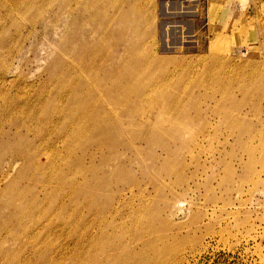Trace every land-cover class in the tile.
<instances>
[{
	"label": "rangeland",
	"instance_id": "1",
	"mask_svg": "<svg viewBox=\"0 0 264 264\" xmlns=\"http://www.w3.org/2000/svg\"><path fill=\"white\" fill-rule=\"evenodd\" d=\"M111 2L0 0V264H94L124 243L154 258L129 264H264V0H125L134 28ZM87 56L100 66L76 73ZM118 72L134 81L102 114L114 131L67 113L102 96L80 75Z\"/></svg>",
	"mask_w": 264,
	"mask_h": 264
},
{
	"label": "bare ground",
	"instance_id": "2",
	"mask_svg": "<svg viewBox=\"0 0 264 264\" xmlns=\"http://www.w3.org/2000/svg\"><path fill=\"white\" fill-rule=\"evenodd\" d=\"M94 0H88V2L91 4ZM112 4L109 6L110 8H112V15H111V23L112 25H115V26H118V27H122V28H134L136 27L137 25V21L135 20H130L128 21V19L126 18L127 17V14L131 13L134 11V7L130 6L129 8L125 9V6H123V4L125 3V0H121V3L119 5H117L116 3L114 2H111ZM140 4V2H139ZM77 5H78V2H77ZM140 6V5H139ZM69 7V6H68ZM66 10H68V8H66ZM84 11V10H83ZM88 11H90V8L88 9ZM103 11V10H102ZM78 12V10L76 11ZM84 13L86 14V12L84 11ZM86 19H88L89 23H92L94 22V19H95V16L93 14H88V17H86ZM148 19V18H147ZM112 29V28H111ZM140 29V28H139ZM130 30V29H129ZM132 30V29H131ZM135 30V29H134ZM141 30V29H140ZM145 31V30H144ZM114 32V31H113ZM123 32V31H122ZM131 32V31H130ZM142 32V30H141ZM146 32V31H145ZM135 33V32H133ZM124 34V33H123ZM146 34V33H144ZM110 35V33H109ZM122 36V34H121ZM139 36V35H138ZM142 36V35H140ZM123 37V36H122ZM119 38V37H118ZM126 38V37H125ZM129 39V37H128ZM121 40V39H120ZM137 40V39H136ZM115 45H118V42L115 43ZM143 46V45H142ZM110 48V47H109ZM108 48V49H109ZM240 49V48H239ZM110 50V49H109ZM108 52V51H107ZM240 52V55H245V51H241L239 50ZM106 53V52H105ZM113 55V54H112ZM96 56V55H95ZM143 56V55H142ZM141 56V57H142ZM99 59H100V56H98ZM125 56H123L124 58ZM128 57V56H127ZM134 57V56H132ZM137 57V56H136ZM86 58V57H85ZM81 59L79 60V64L77 65L76 63L73 64L72 66V69H76V73H80V74H85L87 76V73H91L93 72L94 73V69L93 67L96 66L95 68H97L98 66H100V64L97 66L96 62L98 60H96L95 62V58H88L87 56V59ZM151 58V57H150ZM111 60V59H110ZM132 61V60H131ZM101 63V62H100ZM125 64V63H124ZM122 64V65H124ZM126 65V64H125ZM127 66V65H126ZM81 67H84L83 69ZM122 67V66H121ZM140 67V66H139ZM128 68V67H127ZM130 69V68H129ZM183 69V68H182ZM153 70V69H152ZM65 71V69H64ZM181 71V70H180ZM131 72H134L133 70H131ZM119 75L118 76H110V73L108 75H105L106 77H103L102 79H96L94 78V76H91L92 78L90 79V77H86V76H82V77H78L77 79L79 81L82 82V85L83 86H96V87H100L103 90V93L106 92V94L103 96V93L101 92V90H97V92H101L102 93V96L101 95H98L94 100H90L92 101L91 103H86V101H82V100H77V106L74 108V109H69L67 108V113L69 115H74V118H78L79 119V122L80 120L82 119V122H87L86 124H89L91 127H92V131L95 130L96 131H99V132H107L109 131L110 129L112 131H114V128L112 127V124H113V120L115 119H107L105 118L104 120H102L101 118H103L102 114L104 116H107L109 115L110 113L113 114V115H117V110L115 108H117V105H118V101L121 100V98H123L124 94H122V92L124 93V91L126 92L125 94L128 95V93H130V91H127V89H129L132 85H133V81H134V75L132 74H127V73H121V72H118ZM135 74V73H134ZM148 74V73H147ZM137 75V74H136ZM178 75V74H177ZM191 76V75H190ZM163 79V78H162ZM182 79V78H181ZM184 79V78H183ZM182 79V80H183ZM76 80V78L74 79ZM252 80V79H251ZM77 81V80H76ZM144 81V80H143ZM170 81V80H169ZM176 81V80H175ZM207 81V80H206ZM209 81V80H208ZM208 83V82H207ZM185 84V83H184ZM202 84H205V83H202ZM165 85V84H164ZM103 86V87H102ZM105 86V87H104ZM107 86V87H106ZM123 86H125L123 88ZM127 88V89H126ZM183 88V87H182ZM85 89V87H84ZM87 89V87H86ZM92 89V88H91ZM161 89V88H160ZM95 90V88H94ZM130 90V89H129ZM120 91V92H119ZM114 92H116V94L114 95ZM95 94V93H94ZM104 97V99H103ZM123 101V100H122ZM86 103V104H85ZM121 103V102H120ZM144 103V102H143ZM80 105V106H79ZM105 105V108L104 106ZM79 106V107H78ZM109 106V108H108ZM174 106V105H173ZM91 107V108H90ZM60 109V108H59ZM69 109V110H68ZM115 109V110H114ZM120 109V107H119ZM122 109V108H121ZM220 110V109H219ZM61 111V109H60ZM53 113H57L59 112L58 110H55L53 109L52 110ZM61 112H59L60 114ZM89 115H88V114ZM120 113V110L119 112ZM170 113V112H169ZM63 114V113H62ZM100 114V116H99ZM71 118V117H70ZM69 118V119H70ZM120 119V118H119ZM66 120V119H64ZM77 120V119H76ZM103 121V124L101 123ZM77 122V121H76ZM67 123V122H66ZM84 124V125H86ZM77 125V124H76ZM75 125V126H76ZM80 125V124H79ZM78 125V126H79ZM87 127V125H86ZM67 130L69 132H72V133H75V132H84V127L81 126L80 127H76L75 130L72 128V125H69L68 127L66 126ZM91 129V128H90ZM88 131V130H87ZM91 132V131H89ZM82 134V133H81ZM86 134V133H84ZM87 135H88V132H87ZM84 135H82L83 137ZM86 136V135H85ZM92 136V135H91ZM128 136H129V133H128ZM74 138V137H73ZM72 138V140H73ZM85 138V137H84ZM130 138V136H129ZM81 139V138H80ZM89 139V138H88ZM116 139H119V137H116ZM71 140V142H72ZM85 141V140H84ZM93 139H90L89 141H85L86 143L88 142V144H95V143H98V139L97 140H94L93 142ZM125 141V139H124ZM129 141V140H127ZM143 141L142 139H140V143H143L141 142ZM92 142V143H91ZM81 143V142H80ZM72 144V143H71ZM76 144V143H75ZM111 143H108L107 146L105 145H101L99 148H106L108 149L109 148V145ZM82 145V144H81ZM151 145V148L152 150H154V152L158 149V150H161V151H168V148L167 146H165V143L162 144L159 143V142H152L150 143ZM72 146V145H71ZM73 147V146H72ZM139 148V147H138ZM126 149L129 150V151H133L134 152H138L137 151V145L132 142V141H129L128 145L126 146ZM100 151V150H99ZM97 154V153H96ZM125 154V153H124ZM105 157H107V160L108 161H112V160H115V161H118L121 157H118V156H115L113 154V150L109 149L106 151V154H105ZM125 157H123L124 159ZM80 162H81V158L79 159ZM141 161V160H140ZM133 164H138L137 161L133 162L131 161ZM140 166V165H139ZM128 193H129V190H128ZM84 207V206H83ZM112 211V210H111ZM75 224V223H74ZM126 235H129L130 232L128 233H125ZM109 235H105L103 232H100L95 240V237L92 236L89 238L88 242L89 244H97V243H103L105 242L106 240L109 239L108 237ZM137 239L135 240L136 242H140L141 241V237L138 235V233L136 234ZM143 237V236H142ZM84 241V240H83ZM82 242V241H81ZM124 247L125 248H128L129 251L126 253V254H117L113 251L111 252H105L103 257L100 259L101 257V253L103 251V249H110V247L107 245L105 246L104 248L101 247L100 245H97L96 246V251H94V254L97 256V259H96V262L94 264H129V263H124L123 260L126 259V260H136L137 257H140V258H147L149 261H152L154 260L153 257L149 256L147 257L145 252L144 251H134L133 249L135 248H131L129 243H124ZM157 260V257L155 258Z\"/></svg>",
	"mask_w": 264,
	"mask_h": 264
}]
</instances>
